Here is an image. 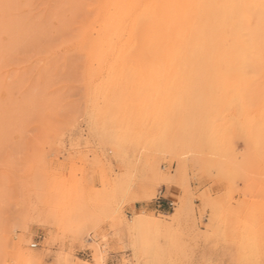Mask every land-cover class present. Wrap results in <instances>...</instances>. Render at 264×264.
I'll return each instance as SVG.
<instances>
[{
  "label": "rangeland",
  "instance_id": "obj_1",
  "mask_svg": "<svg viewBox=\"0 0 264 264\" xmlns=\"http://www.w3.org/2000/svg\"><path fill=\"white\" fill-rule=\"evenodd\" d=\"M248 1L0 0V264H264Z\"/></svg>",
  "mask_w": 264,
  "mask_h": 264
},
{
  "label": "bare ground",
  "instance_id": "obj_2",
  "mask_svg": "<svg viewBox=\"0 0 264 264\" xmlns=\"http://www.w3.org/2000/svg\"><path fill=\"white\" fill-rule=\"evenodd\" d=\"M250 1V0H249ZM249 1H248V3H249ZM253 4V5H252ZM252 4H251V6H254V3L252 2ZM228 5H229V2H228ZM249 5H250V3H249ZM221 6H225V4H223V5H221ZM228 8V7H227ZM255 8V7H254ZM252 9H253V7H252ZM225 10H226V7H225ZM222 11H224V10H222ZM206 19V18H205ZM202 20V19H201ZM198 24V23H197ZM196 25V24H195ZM157 28V27H156ZM156 30V29H155ZM201 30V29H200ZM204 32V31H203ZM205 36V35H204ZM210 38H211V36H210ZM217 38V37H216ZM207 46V45H206ZM215 47V46H214ZM206 50V49H205ZM233 50H234V48H233ZM206 52H207V50H206ZM212 53V52H211ZM215 54V53H214ZM211 55V54H210ZM206 56V55H205ZM209 57V56H208ZM208 63V62H207ZM162 65V64H161ZM167 65V64H166ZM208 68V67H207ZM220 70V69H219ZM208 75V74H207ZM219 75V74H218ZM210 76V75H209ZM206 82V81H205ZM169 85V84H168ZM209 86V85H208ZM200 89V88H199ZM209 102V101H208Z\"/></svg>",
  "mask_w": 264,
  "mask_h": 264
}]
</instances>
